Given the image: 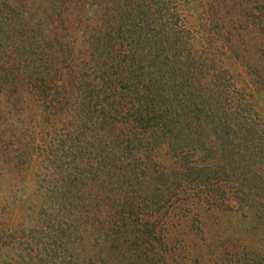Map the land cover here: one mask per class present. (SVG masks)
<instances>
[{
  "label": "rangeland",
  "instance_id": "1",
  "mask_svg": "<svg viewBox=\"0 0 264 264\" xmlns=\"http://www.w3.org/2000/svg\"><path fill=\"white\" fill-rule=\"evenodd\" d=\"M237 1L227 10L221 7L220 0H181L174 19L160 20L159 23L165 21L166 31L170 32L157 36L156 49L163 65L156 62L153 74L160 75L162 93L170 98L176 92L186 102L171 110L170 120L160 118L166 113L163 98L154 100L159 117L148 111L144 119H138L137 107L125 106L127 111L121 110L116 99L113 102L108 98L104 106L92 100L96 110L104 113L96 124L102 129L101 136L91 134L87 142L90 146L94 140L96 150L81 146L79 138L71 136L79 134L69 114H49V108L53 111L56 105H44L40 102L44 97L36 96L32 90H20L13 97L0 91V234L3 229L6 233L16 231L14 237L10 236L14 242L8 236L0 238V247L8 244L4 250L6 262L69 264L65 261V247L62 253L50 248L54 245L62 251L61 230H67L81 212L74 215V198H60L61 183L71 182L69 187H62L70 193L80 191L84 183L72 181L89 175L92 159H131L146 147L148 154L130 160L127 172L120 173L123 184L118 190H135L136 195L148 197L146 201L137 196L132 200L138 209H143L138 219L143 225L140 232H134L136 225L131 224V232L124 235L130 254L135 250L139 264H145V257L155 264H264V0ZM39 5L45 6L49 14L61 9V19L65 21L58 24L56 33L52 31L58 42H69L67 52L80 65L87 57L101 62L100 55L107 59L109 52L97 48V42L85 35L92 33L97 13L102 15L104 24L97 25L103 31L96 35L101 41L113 35V40L123 45L117 46V52L120 47L119 56L124 58H119L123 74L122 70L104 65L102 68L108 71L103 72L104 76L126 79L132 72L124 67L125 63L131 64L127 49L133 58L137 57L136 45L143 40V34L131 12L129 17L119 13L123 17L118 19L114 8L101 9L99 0H20L15 11L2 10L0 19L18 10L32 14ZM33 22L40 26L36 16ZM178 27L184 28V32L179 29L181 43L172 34ZM84 28L87 30L83 34ZM35 33L38 37L40 31ZM5 43L10 44L8 40ZM46 45L40 44L37 52ZM81 71L87 79L95 77V68L93 72L89 63ZM110 83L116 84L114 80ZM88 85L90 90L97 89L90 82ZM112 85L103 83L100 88L110 93ZM106 97H101L100 102ZM145 108L141 109L143 113ZM90 113L86 107L83 119L87 129L92 121ZM168 120V125L163 126ZM102 123H111L112 127ZM121 128L123 132L118 134ZM176 134L184 136L177 137L180 145L191 147L186 148L191 149L190 156L180 159L186 160L188 167H183L178 177L160 176L166 174L163 166L172 164L171 154L176 156L157 145L170 141L175 147ZM187 135L194 137L189 139ZM85 161L87 164H82ZM90 186L92 191V184L87 187ZM74 197L80 200V196ZM94 197L95 193L89 203ZM76 250L69 253L75 260L73 264H82L85 258ZM161 256L163 261L158 260ZM1 259L0 264H6ZM102 262L87 259V264Z\"/></svg>",
  "mask_w": 264,
  "mask_h": 264
},
{
  "label": "trees",
  "instance_id": "2",
  "mask_svg": "<svg viewBox=\"0 0 264 264\" xmlns=\"http://www.w3.org/2000/svg\"><path fill=\"white\" fill-rule=\"evenodd\" d=\"M117 1L120 0H99L101 9L104 10L108 6L113 7L117 18L119 17V13H123L129 17V13L131 12V17L136 21V24L145 37L144 39L142 36L143 40L139 39L140 42L136 45L138 51L137 57L133 58L131 55L132 53L127 49V56H130L131 64L127 65L125 63L124 67L128 70V73L129 71L132 72L126 79L115 77L110 79V76L108 79L104 76L105 74L103 72H108L102 68L104 65H107L109 68L115 67L118 70H122V66L119 65V58H124H121L119 54L120 51H122L120 47H123V45H118V42L113 40V35L102 41L96 35V32L103 31V29L97 24H104L101 19L102 15L99 13H97V21H94L92 33L90 32L85 35L87 37L91 36L92 42H97V48H102L108 51L109 54L107 55V59L100 55L99 59L103 60L102 62L93 57L90 59L87 57V60L81 65L73 61V58L69 56L67 52L69 42L67 43L66 40L58 42V38L55 37L58 24L60 23L62 25L65 21V19H61L63 16L61 9H55L49 14L44 10L45 6L41 7V5H39V8H37L32 14L22 13L21 10H18L15 13L9 14V18L0 19V91L3 92L2 95H4L5 91L7 97H13L20 90L21 92L32 90L36 96L40 95L41 97H44L43 101H40L41 103L44 105H56L55 107L52 106L54 109L53 111H51L48 106H45V109H47V107L49 108V114H69L72 120L71 123H75L76 125L74 130L79 134L70 135L73 137L77 136L81 142V146L84 145L86 147L95 148V150L96 147L95 144H93L94 140H92L90 146H87V142H89L88 139L91 138L89 137L91 134L95 137L101 136L102 129L101 127H96V124L103 118V116L99 117L100 114L104 113H99L96 110L97 108L93 106L92 100H96L99 104L103 103L102 106H104V102H107L108 98H112L113 102L116 99V105L121 110H124L125 106H133V109L137 107L138 119H144L146 115H149L148 111H153L152 113L155 115L159 112L158 108L154 107V100L157 98H163L165 100L163 104L166 108H163V110L166 109V113L161 115L160 118H164L165 116L167 119L172 117L171 110L175 111L177 105L186 102L185 97L180 96L176 92L170 98V95L168 96L166 93H162L159 85L160 75L158 73L155 75L153 74L156 70V62L160 64L162 63V59L160 58L161 55L160 53H157L156 49L157 36L165 35L166 32H170L166 31L165 21L168 19L170 20L171 18L174 19L173 16L178 14L180 11L181 0H122L121 3L116 5ZM182 1L187 2V0ZM220 1L221 7L223 5L227 7V10L230 9L233 1H236V3L239 2L237 0ZM19 2L20 0H0V12H2V10L4 11L5 8L15 11L16 3ZM176 3H178V6ZM22 14H24L23 17ZM35 16L39 20V27H36L33 22ZM122 17L123 16L118 19H121ZM161 19L165 21L159 23ZM178 20H180V17L177 18L175 22ZM67 28L69 30V26ZM179 29L181 32H184V28L178 27V31L175 30L172 34L178 36L179 40L177 42L181 43L182 36ZM52 30H55V33ZM86 30L87 28H84L81 32L84 34ZM35 31H40L38 37L35 36ZM15 34L19 35L16 36ZM146 34L148 35L146 36ZM160 37L161 36L158 37V40ZM175 38L177 39V37ZM54 39L55 42L53 43ZM6 40L9 41V45L5 43ZM43 43L48 45L42 47L39 52H37V48ZM117 46H120L118 52ZM103 62L106 63L103 64ZM86 63L90 64V67L93 68V72L95 68V73H93L95 76L94 78L87 79L81 71ZM87 80H89L92 87L93 85L97 86V89L92 88V90H90L88 85L89 82L87 83ZM111 80H114L116 84L110 83ZM167 80L168 77L165 82H167ZM125 81L127 83H125ZM123 82L124 84H122ZM103 83L105 85L114 84V86L112 85L113 87L111 86L110 88V93H108V90L100 88V85L102 87ZM105 95L108 97L100 102L101 97H104ZM148 98H150V100H148ZM175 102H177L176 105H174ZM86 107L87 112L89 113L94 107L93 111L90 113L92 121H89L88 129L84 125L85 120L83 119L86 116ZM143 108H145L144 113L141 110ZM125 110L127 111V108H125ZM101 112H103V110H101ZM156 117L158 118L159 116L156 115ZM95 119H97V121L93 122ZM170 120H168L163 126H167ZM102 124L112 127L111 123ZM162 129L163 128H161V130ZM184 129L188 132L189 127ZM122 130L123 128L119 129L117 133L119 134L120 132H123ZM171 131V128H169L168 132L171 133ZM187 132H185V134ZM70 135L69 137H71ZM170 135L168 136L169 140L171 139ZM195 135L196 134L194 133V136ZM194 136L188 137L187 135V138L193 139ZM177 137L182 138L184 136H179L177 134L174 135L173 140L177 143L175 147L171 146L170 141H163L157 145L165 146L167 148L166 150L171 151L174 156H176L172 157L171 154L170 159L172 164L167 168H164L163 166V170L166 174L160 175L161 173L159 172L158 176L160 175L171 178L178 177L180 173L182 174L183 167H188L186 163L187 161L185 160V162H182L180 159H182V157L185 158V155H189L191 147L189 144L186 146L180 145V139ZM187 138L185 140H187ZM154 146L156 145L154 144ZM188 147L190 148L186 149ZM137 154L138 157H131V159L123 157H105L100 160L92 159V163L88 164L89 175H84V177L73 179L72 181L73 184L84 183L83 189L80 191L77 190V192L70 193V190L66 191L62 187L65 184L69 187L71 182L64 181L61 183L60 198L67 197L69 200L74 198V215L77 216L79 210H81V212L78 216L79 218L72 221L71 225H68L67 230L64 228L61 230L59 243L63 247V249H61L62 251L59 250L58 246L53 247L54 245H50V248L58 253H62L66 248V250H64L66 253L65 255H67L65 261L67 260L69 264H73V261H75L72 258L73 256L69 254L70 250L73 252L76 249V253L85 258V261L82 264H87V259L98 261L103 260L102 264H135V262L136 264H139L138 258L135 256V250L131 251L130 254V244L129 242H126L124 235H126V232L128 231L131 232V224L136 225L134 232H140V226L143 224L139 223L140 221L138 219L139 216L142 215L143 209L142 211L138 209L132 203V200L137 196V198H143L144 201H146L148 200V197L143 196L142 193L141 195H136L135 190H133V193L118 192L120 186L123 184L120 173L127 172L130 166V163L128 162L130 160L136 161L141 159L142 155L148 154V151L146 147H144L143 149H140ZM82 164H87V161ZM126 164L128 165L126 166ZM155 164L159 165V162L156 161ZM151 175H153V170ZM131 177L132 174L129 179H131ZM88 184H92V191L90 189L91 186L87 187ZM114 185L118 187L117 190L113 188ZM100 188H102L101 193H98ZM94 193L95 197L93 202L89 203L90 198ZM56 194L57 191L54 195ZM75 195L80 196L79 201L75 200ZM79 219L81 221H79ZM148 223L149 225L151 224L150 222ZM5 228L7 230L10 229V227ZM3 231L4 232L0 234V238L5 240V236H8L9 239H12L11 241L14 242L15 239L10 236L14 237L13 234H16V231L13 232L12 229L8 230V233L5 232V229H3ZM145 233H143L142 236ZM160 237L162 236L160 235ZM86 244L88 246L87 250V246L84 248V245ZM7 245L6 242L5 246L0 247V259L2 258V263L6 262V259H4V250L8 247ZM102 250H105L106 253L104 254ZM144 260L145 264H148L147 261L151 264H155L151 259L146 257ZM158 260L163 261L164 257H158ZM14 263H17V261H14ZM6 264L10 263L6 262Z\"/></svg>",
  "mask_w": 264,
  "mask_h": 264
}]
</instances>
